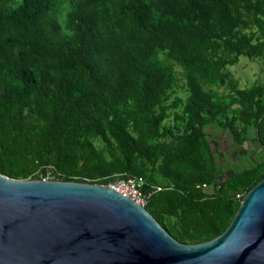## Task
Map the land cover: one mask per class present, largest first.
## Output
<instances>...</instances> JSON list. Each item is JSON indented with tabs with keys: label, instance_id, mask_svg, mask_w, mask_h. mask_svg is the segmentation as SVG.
<instances>
[{
	"label": "trees",
	"instance_id": "obj_1",
	"mask_svg": "<svg viewBox=\"0 0 264 264\" xmlns=\"http://www.w3.org/2000/svg\"><path fill=\"white\" fill-rule=\"evenodd\" d=\"M240 57L264 59V0H0V174L140 177L171 238L207 242L264 178V83L237 86ZM211 126L261 152L230 168Z\"/></svg>",
	"mask_w": 264,
	"mask_h": 264
},
{
	"label": "water",
	"instance_id": "obj_2",
	"mask_svg": "<svg viewBox=\"0 0 264 264\" xmlns=\"http://www.w3.org/2000/svg\"><path fill=\"white\" fill-rule=\"evenodd\" d=\"M0 264H264V178L220 235L185 245L106 186L0 174Z\"/></svg>",
	"mask_w": 264,
	"mask_h": 264
},
{
	"label": "rangeland",
	"instance_id": "obj_3",
	"mask_svg": "<svg viewBox=\"0 0 264 264\" xmlns=\"http://www.w3.org/2000/svg\"><path fill=\"white\" fill-rule=\"evenodd\" d=\"M175 74L177 76L176 85L180 88H183V81L179 77L180 69L178 67H174ZM228 71L231 73V76L236 81V84L239 88L247 87L254 82L264 83V59H256L249 60L245 57H240L238 59L237 64L228 67ZM220 92H223L221 89ZM175 95L179 97H184L183 89H178ZM208 132L211 134V139L217 141L218 146L217 149L220 151L222 148L228 149V155L231 157L227 160V165L233 169H240L246 163V155L245 153L251 152L253 154H257L260 151V148L255 143V141L250 138L247 144H244L242 147H235V151L239 152L237 155L231 152V147L228 144V135L221 130H218L216 127H209ZM222 151H220V154ZM259 155V154H258ZM228 173V171H227Z\"/></svg>",
	"mask_w": 264,
	"mask_h": 264
},
{
	"label": "built area",
	"instance_id": "obj_4",
	"mask_svg": "<svg viewBox=\"0 0 264 264\" xmlns=\"http://www.w3.org/2000/svg\"><path fill=\"white\" fill-rule=\"evenodd\" d=\"M43 180H53V176L50 172L41 178ZM144 181L140 177H128L125 179H118L109 182L106 187L118 192L120 195L128 197L136 204L143 207L147 201V195L142 192ZM159 190L158 188L156 189Z\"/></svg>",
	"mask_w": 264,
	"mask_h": 264
},
{
	"label": "flooded vegetation",
	"instance_id": "obj_5",
	"mask_svg": "<svg viewBox=\"0 0 264 264\" xmlns=\"http://www.w3.org/2000/svg\"><path fill=\"white\" fill-rule=\"evenodd\" d=\"M231 149H232V150H231L232 154H234V153H235V154L239 153V152H236V151H235V147H231ZM220 151H222V152H221L222 154H226V153L228 152V149H227V148H226V149L222 148Z\"/></svg>",
	"mask_w": 264,
	"mask_h": 264
}]
</instances>
